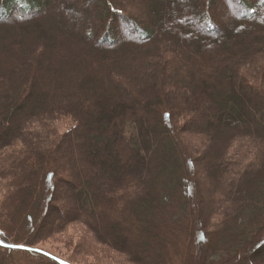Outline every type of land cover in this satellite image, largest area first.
<instances>
[{
    "label": "trees",
    "instance_id": "obj_1",
    "mask_svg": "<svg viewBox=\"0 0 264 264\" xmlns=\"http://www.w3.org/2000/svg\"><path fill=\"white\" fill-rule=\"evenodd\" d=\"M256 76L264 0H0V264H78L37 245L65 169L131 264L264 263Z\"/></svg>",
    "mask_w": 264,
    "mask_h": 264
},
{
    "label": "rangeland",
    "instance_id": "obj_2",
    "mask_svg": "<svg viewBox=\"0 0 264 264\" xmlns=\"http://www.w3.org/2000/svg\"><path fill=\"white\" fill-rule=\"evenodd\" d=\"M219 7L221 12H226L224 4ZM81 13L85 14L86 10L83 9ZM256 77L257 82L263 81L264 83L260 76ZM186 138L195 148V151L191 152L193 157L202 156L205 152L204 145L209 142L205 141L201 135L194 133ZM199 171L201 172V169ZM61 174H59V184L55 200L52 202L51 213L42 226L37 245L43 250L53 252L78 264H131L123 252L94 240V235L83 224L72 222L68 227L61 226L72 212L71 181L74 182L73 175L67 169ZM200 187L202 200L206 202L209 199L210 181L200 178ZM63 208L68 212L64 216L60 213ZM176 257L179 256L176 255Z\"/></svg>",
    "mask_w": 264,
    "mask_h": 264
}]
</instances>
